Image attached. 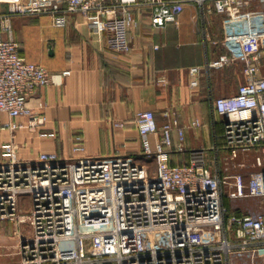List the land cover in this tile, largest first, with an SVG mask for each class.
<instances>
[{
  "label": "built area",
  "instance_id": "obj_1",
  "mask_svg": "<svg viewBox=\"0 0 264 264\" xmlns=\"http://www.w3.org/2000/svg\"><path fill=\"white\" fill-rule=\"evenodd\" d=\"M194 3L224 18H237L264 0H11L0 13V117L12 134L37 130L48 118L29 102L55 83L44 66L26 61L14 36V17L52 14L64 28L74 16L92 27L110 52L129 54V33L137 13ZM233 38L226 35L222 45ZM264 48L228 50L205 66L188 70L197 90L204 72L242 66L244 83L236 94L212 101L214 146L189 149L180 112H164L160 126L153 111H138L132 124L141 137L140 156H85L82 134L73 137V157L44 152L34 162L19 158L14 142L1 146L0 236L16 240L17 262L0 264H255L264 257ZM63 76L70 75L64 72ZM19 119H26L24 124ZM124 130L127 122L113 120ZM204 127L201 120L191 128ZM213 158H209V153ZM173 154L188 163L171 164ZM249 177V183L244 178ZM256 199L251 213L242 202ZM229 200L231 209L225 205Z\"/></svg>",
  "mask_w": 264,
  "mask_h": 264
},
{
  "label": "crops",
  "instance_id": "obj_2",
  "mask_svg": "<svg viewBox=\"0 0 264 264\" xmlns=\"http://www.w3.org/2000/svg\"><path fill=\"white\" fill-rule=\"evenodd\" d=\"M41 1L51 6L66 5V0ZM207 7L188 2L164 10L139 11L138 26L129 33V54L106 49L81 16L72 17L64 28L55 26L52 14L14 17L20 55L46 67L55 76V83L29 102L35 112L47 116L46 125L12 134L2 129V124L10 121L2 116L0 148L14 142L19 158L25 162L36 161L44 152L71 158L73 137L80 133L85 138L87 157L119 154L152 167V162L140 156L141 137L132 121L138 111H153L161 126L166 121L164 112L169 109L180 112L189 149L213 147L212 101L237 93L244 83L243 69L235 65L210 74L204 72L197 90L189 86L188 70L205 66L228 50L243 53L264 48V7L253 2L242 16L232 19L209 12ZM227 34L233 40L224 48ZM67 71L70 75L63 76ZM260 76H264V59ZM113 120L127 122L128 126L118 130ZM194 120H201L204 127L191 128ZM213 157L210 152L209 158ZM187 163L188 154H173L171 164ZM226 202L231 209L229 200ZM241 208L257 214L262 204L256 199L246 200ZM6 231L10 233L11 229L7 227ZM255 264H264V257Z\"/></svg>",
  "mask_w": 264,
  "mask_h": 264
},
{
  "label": "rangeland",
  "instance_id": "obj_3",
  "mask_svg": "<svg viewBox=\"0 0 264 264\" xmlns=\"http://www.w3.org/2000/svg\"><path fill=\"white\" fill-rule=\"evenodd\" d=\"M11 0H0V12H7L10 9L11 4L9 3ZM2 152L0 148V158ZM244 183L247 185L249 183V177L244 178ZM0 236V262L5 263H15L17 262V258L14 256L16 253L17 242L14 239H11L8 235Z\"/></svg>",
  "mask_w": 264,
  "mask_h": 264
},
{
  "label": "trees",
  "instance_id": "obj_4",
  "mask_svg": "<svg viewBox=\"0 0 264 264\" xmlns=\"http://www.w3.org/2000/svg\"><path fill=\"white\" fill-rule=\"evenodd\" d=\"M225 205L230 209V206H229V204L226 202V200H225Z\"/></svg>",
  "mask_w": 264,
  "mask_h": 264
}]
</instances>
